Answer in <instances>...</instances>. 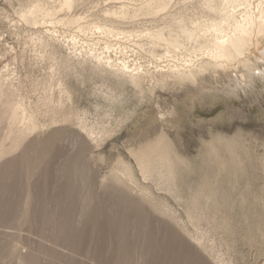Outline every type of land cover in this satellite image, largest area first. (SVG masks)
I'll return each mask as SVG.
<instances>
[{
    "label": "rangeland",
    "instance_id": "374dc122",
    "mask_svg": "<svg viewBox=\"0 0 264 264\" xmlns=\"http://www.w3.org/2000/svg\"><path fill=\"white\" fill-rule=\"evenodd\" d=\"M30 1L0 0V264H264V82L193 106L170 89L139 101L125 86L110 105L104 80L60 66L82 41L103 39L62 22L28 24L20 10ZM130 1L79 0L70 13L103 22L104 9ZM60 81L71 121L42 101L45 91L62 96ZM154 100L176 107L168 137L184 165L173 193L129 151L145 139ZM118 157L136 184L117 180Z\"/></svg>",
    "mask_w": 264,
    "mask_h": 264
},
{
    "label": "bare ground",
    "instance_id": "6f19581e",
    "mask_svg": "<svg viewBox=\"0 0 264 264\" xmlns=\"http://www.w3.org/2000/svg\"><path fill=\"white\" fill-rule=\"evenodd\" d=\"M78 2L31 0L20 15L32 26L62 22L76 25L85 37L99 35L101 43L82 41L81 49L75 48L60 66L68 70L78 66L79 74L88 71L104 80L107 89L102 96L110 105L122 103L125 86L136 90L139 101L156 98V89H170L175 100L182 93L193 106L194 98L237 95L239 87L244 90L257 80L264 82V0H134L104 9L103 22L89 24L70 13ZM142 19L149 25L139 26ZM71 41L80 40L73 34ZM58 84L62 96L55 101L45 91L43 104L71 121L75 114L66 113L64 104L70 93L61 81ZM153 104L157 109L143 128L145 139L129 151L145 178L173 193L177 171L184 165L183 155L168 137V116L176 107L161 108L158 100ZM19 109L23 115L21 106L12 112ZM29 124L35 126L33 118ZM80 128L89 140L94 139L93 130ZM112 170L117 180L136 184L130 164L121 157Z\"/></svg>",
    "mask_w": 264,
    "mask_h": 264
}]
</instances>
